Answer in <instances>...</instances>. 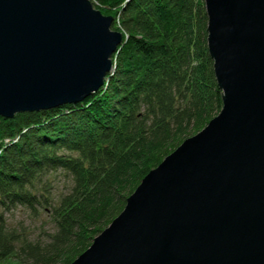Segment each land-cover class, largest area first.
Listing matches in <instances>:
<instances>
[{"label": "water", "instance_id": "water-1", "mask_svg": "<svg viewBox=\"0 0 264 264\" xmlns=\"http://www.w3.org/2000/svg\"><path fill=\"white\" fill-rule=\"evenodd\" d=\"M220 112L70 264H264V0H204ZM89 0H0V117L76 104L122 34Z\"/></svg>", "mask_w": 264, "mask_h": 264}, {"label": "trees", "instance_id": "trees-1", "mask_svg": "<svg viewBox=\"0 0 264 264\" xmlns=\"http://www.w3.org/2000/svg\"><path fill=\"white\" fill-rule=\"evenodd\" d=\"M93 1L122 34L103 86L76 104L0 117V205L39 206L54 226L46 244L33 243L0 213V264H70L222 108L204 0ZM53 172L71 180L56 203L42 179Z\"/></svg>", "mask_w": 264, "mask_h": 264}, {"label": "rangeland", "instance_id": "rangeland-1", "mask_svg": "<svg viewBox=\"0 0 264 264\" xmlns=\"http://www.w3.org/2000/svg\"><path fill=\"white\" fill-rule=\"evenodd\" d=\"M89 2L92 4L95 10H98L102 14V10H104L103 5L98 4L93 0H89ZM111 31H115V30L111 28ZM205 126L201 130H203ZM201 130H199L198 132H200ZM42 179L44 180L43 183L46 185L47 188L46 197L48 196L49 201L52 203H56L57 199L60 196L66 194L71 186L70 178L62 174V172L49 173L47 176H45ZM38 188H40V186ZM34 209L31 210L21 205L12 206L9 208H5L0 205V213L3 215L6 226L10 231L17 233L18 235H20V237L25 238L30 242L46 244L49 241V236L54 233V226L50 221L47 212L41 210L43 208L38 206L35 207Z\"/></svg>", "mask_w": 264, "mask_h": 264}]
</instances>
